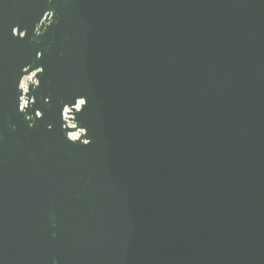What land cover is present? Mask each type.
I'll return each mask as SVG.
<instances>
[{"label":"water","instance_id":"obj_1","mask_svg":"<svg viewBox=\"0 0 264 264\" xmlns=\"http://www.w3.org/2000/svg\"><path fill=\"white\" fill-rule=\"evenodd\" d=\"M0 264H264V0H0Z\"/></svg>","mask_w":264,"mask_h":264},{"label":"built area","instance_id":"obj_2","mask_svg":"<svg viewBox=\"0 0 264 264\" xmlns=\"http://www.w3.org/2000/svg\"><path fill=\"white\" fill-rule=\"evenodd\" d=\"M33 77H34V74H30L29 76L25 77L21 84H20V88L22 89L23 91V94L26 92V87H27V82L28 81H31L33 80ZM81 104L82 102L81 101H77L76 102V105L74 106V109L75 110H79L80 107H81ZM26 105V101L24 98H21V104H20V108L24 107ZM68 112V109L65 108L64 111H63V117L66 118V113ZM68 137L71 139V140H76L79 135L78 133H71V134H68Z\"/></svg>","mask_w":264,"mask_h":264}]
</instances>
